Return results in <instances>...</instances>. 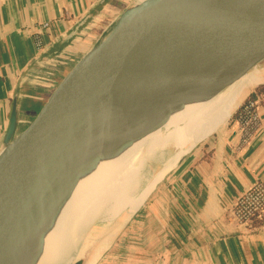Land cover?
<instances>
[{
  "label": "water",
  "instance_id": "water-1",
  "mask_svg": "<svg viewBox=\"0 0 264 264\" xmlns=\"http://www.w3.org/2000/svg\"><path fill=\"white\" fill-rule=\"evenodd\" d=\"M263 66L264 0L132 1L23 128L11 114L0 149V264L28 263L45 221L103 151Z\"/></svg>",
  "mask_w": 264,
  "mask_h": 264
},
{
  "label": "crops",
  "instance_id": "crops-1",
  "mask_svg": "<svg viewBox=\"0 0 264 264\" xmlns=\"http://www.w3.org/2000/svg\"><path fill=\"white\" fill-rule=\"evenodd\" d=\"M131 2L0 0V149L11 114L15 131L23 128L51 85ZM43 22L48 26L39 28ZM39 31L49 81L31 75L33 36ZM253 72L262 79L240 95L211 132L181 152L147 194L130 221L142 236L131 237L129 262L120 254L118 264H264V220L249 227L231 214L235 199L264 179V92L262 126L248 142L241 141L235 115L255 87L264 86V66ZM105 257L97 264H105Z\"/></svg>",
  "mask_w": 264,
  "mask_h": 264
},
{
  "label": "bare ground",
  "instance_id": "bare-ground-1",
  "mask_svg": "<svg viewBox=\"0 0 264 264\" xmlns=\"http://www.w3.org/2000/svg\"><path fill=\"white\" fill-rule=\"evenodd\" d=\"M141 1V0H139ZM262 79L248 73L218 93L183 101L161 124L105 150L83 170L43 225L27 264H95L115 232L140 207L167 166L227 117L240 95ZM252 88V87H251ZM180 124L169 128L172 120ZM149 165H159L146 180ZM94 220L96 233L84 227ZM98 227V229H96Z\"/></svg>",
  "mask_w": 264,
  "mask_h": 264
},
{
  "label": "built area",
  "instance_id": "built-area-1",
  "mask_svg": "<svg viewBox=\"0 0 264 264\" xmlns=\"http://www.w3.org/2000/svg\"><path fill=\"white\" fill-rule=\"evenodd\" d=\"M48 22H43L39 28H46ZM33 44L36 55L31 75L37 81H44L46 78V59L40 57V50L43 47L42 35L39 32L33 36ZM261 94L252 92L241 104L236 121L241 134V141L248 142L257 130L262 126V116L260 112ZM264 212V179L256 180L248 189L240 194L232 204L231 214L233 219L249 227L253 217H259Z\"/></svg>",
  "mask_w": 264,
  "mask_h": 264
},
{
  "label": "rangeland",
  "instance_id": "rangeland-1",
  "mask_svg": "<svg viewBox=\"0 0 264 264\" xmlns=\"http://www.w3.org/2000/svg\"><path fill=\"white\" fill-rule=\"evenodd\" d=\"M132 1L136 2V0H132ZM46 73L47 74H46V78L44 79V81H49V71L47 69H46ZM178 124H180L179 121H175V119H174L170 122L169 128L171 129L172 127L177 126ZM158 167H159V165H156L155 167L149 165L148 173L145 175L146 177H144V178H146V180H150L152 178L153 173H155L157 171ZM144 204H145V199L139 208L143 207ZM133 215H135V213ZM96 221L97 220H94L89 225H86L84 227L85 232H87L89 229H92V232L87 234L88 238H91L96 233L95 229L92 227L93 224L96 223ZM130 221H131V218L129 219V221L125 222L122 225V227L119 228L115 232L113 239H111L108 247L102 252L98 261L100 259L102 260L103 256L106 255L105 258H107V260H106L105 264H118L119 261L121 260L120 254H122V259L125 260V262H127V263L129 262L128 257L130 254V239H131V237L142 236V229L140 228L141 233L137 234L135 227H134V230L131 228ZM96 229H98V227ZM124 255H126V258L124 257ZM115 256H117V257H115ZM98 261L95 264H97Z\"/></svg>",
  "mask_w": 264,
  "mask_h": 264
},
{
  "label": "trees",
  "instance_id": "trees-1",
  "mask_svg": "<svg viewBox=\"0 0 264 264\" xmlns=\"http://www.w3.org/2000/svg\"><path fill=\"white\" fill-rule=\"evenodd\" d=\"M254 90L257 93L264 92V86L263 85H257ZM249 96H250V94L248 95V97ZM239 110H240V106L236 109L235 115L238 114ZM263 220H264V212L259 217H256V216L253 217V219L251 220L250 226L253 227V226L260 225V224H262Z\"/></svg>",
  "mask_w": 264,
  "mask_h": 264
}]
</instances>
